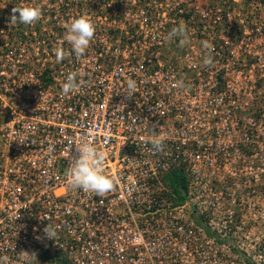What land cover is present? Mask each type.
<instances>
[{"label": "built area", "instance_id": "1", "mask_svg": "<svg viewBox=\"0 0 264 264\" xmlns=\"http://www.w3.org/2000/svg\"><path fill=\"white\" fill-rule=\"evenodd\" d=\"M238 1L0 0V264H264V15ZM28 4L41 18L10 25ZM80 15L96 30L77 58ZM84 140L104 197L67 183Z\"/></svg>", "mask_w": 264, "mask_h": 264}, {"label": "clouds", "instance_id": "2", "mask_svg": "<svg viewBox=\"0 0 264 264\" xmlns=\"http://www.w3.org/2000/svg\"><path fill=\"white\" fill-rule=\"evenodd\" d=\"M42 12L38 6L22 5L14 6L10 16L9 24L14 25L17 22L25 25H32L41 18ZM67 31L64 39L71 45L72 52L77 58L83 56L90 45L91 40L95 35V25L91 19L85 15H80L71 19L65 25ZM171 35H185L183 25L173 29ZM204 47L211 49L207 43ZM56 55L57 63L65 59V50L55 48L53 50ZM211 59L205 58V64H210ZM135 81L129 79L127 81V95L135 91ZM78 90L76 75L69 74L66 81L62 84V91L65 95ZM153 149L156 151H163V141L161 138H154L151 140ZM76 154L73 156L69 167L66 170V180L72 189H82L85 193H94L96 196L104 197L106 193L113 190L114 178L109 176L106 172V155L99 150L90 141L84 140L76 144ZM44 233L47 238L55 239L56 232L53 225L49 222L45 228Z\"/></svg>", "mask_w": 264, "mask_h": 264}, {"label": "trees", "instance_id": "3", "mask_svg": "<svg viewBox=\"0 0 264 264\" xmlns=\"http://www.w3.org/2000/svg\"><path fill=\"white\" fill-rule=\"evenodd\" d=\"M253 0H241L238 1V3H243V4H251ZM261 2L264 3V0H260ZM218 3H225L229 4L230 6L235 3V0H218ZM168 183L173 187L175 191H178L180 188L185 187V176L183 172L179 169L173 170L167 174L166 177ZM46 264H71L69 260L63 256V255H51L47 257L46 259Z\"/></svg>", "mask_w": 264, "mask_h": 264}, {"label": "rangeland", "instance_id": "4", "mask_svg": "<svg viewBox=\"0 0 264 264\" xmlns=\"http://www.w3.org/2000/svg\"><path fill=\"white\" fill-rule=\"evenodd\" d=\"M200 2H202V0H199ZM258 5V6H257ZM237 6H241L243 9L245 10H249L251 9V7H254V6H257V8H254L255 9V13L256 11H261V15L263 14L264 15V6L262 4H258V3H253V4H243V3H240L239 5ZM258 9V10H256Z\"/></svg>", "mask_w": 264, "mask_h": 264}]
</instances>
